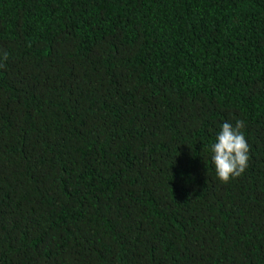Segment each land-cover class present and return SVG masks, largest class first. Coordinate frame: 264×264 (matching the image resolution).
Wrapping results in <instances>:
<instances>
[{
	"label": "trees",
	"instance_id": "trees-1",
	"mask_svg": "<svg viewBox=\"0 0 264 264\" xmlns=\"http://www.w3.org/2000/svg\"><path fill=\"white\" fill-rule=\"evenodd\" d=\"M0 63V264H264V0H0Z\"/></svg>",
	"mask_w": 264,
	"mask_h": 264
},
{
	"label": "clouds",
	"instance_id": "clouds-1",
	"mask_svg": "<svg viewBox=\"0 0 264 264\" xmlns=\"http://www.w3.org/2000/svg\"><path fill=\"white\" fill-rule=\"evenodd\" d=\"M8 59V53H3V60ZM4 67L0 63V68ZM245 127L244 121L237 120L235 126L229 122L222 125V130L211 145L212 162L216 175L223 183L240 177L248 167L250 160V146L241 131Z\"/></svg>",
	"mask_w": 264,
	"mask_h": 264
}]
</instances>
